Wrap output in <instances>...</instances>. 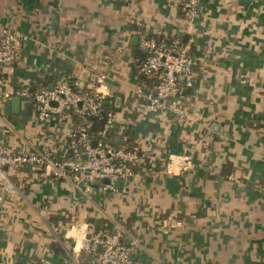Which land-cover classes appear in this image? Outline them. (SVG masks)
I'll return each instance as SVG.
<instances>
[{
  "label": "crops",
  "instance_id": "crops-1",
  "mask_svg": "<svg viewBox=\"0 0 264 264\" xmlns=\"http://www.w3.org/2000/svg\"><path fill=\"white\" fill-rule=\"evenodd\" d=\"M6 25L27 38L0 66L4 87L96 83L142 161L134 178L88 191L10 167L18 189L0 199V264H88L85 236L103 218L124 226L135 264H264V197L249 189L264 190V0H199L192 17L178 0H0V37ZM144 34L194 37L185 114L170 98L158 110L138 98ZM17 97H0V145L65 157L69 121L41 123L34 100Z\"/></svg>",
  "mask_w": 264,
  "mask_h": 264
},
{
  "label": "built area",
  "instance_id": "built-area-1",
  "mask_svg": "<svg viewBox=\"0 0 264 264\" xmlns=\"http://www.w3.org/2000/svg\"><path fill=\"white\" fill-rule=\"evenodd\" d=\"M187 17H192L199 0H178ZM27 35L6 25L2 28L0 37V66L12 63L18 54L21 39ZM194 41L191 36L179 48L178 40L169 46L158 43L155 38L144 34L141 42L145 57L140 64L145 74L159 73L154 91H145L139 85L136 92L140 99L149 102L150 107L158 110L163 106V100L171 99V107L185 114L178 94L181 85H193L195 61L187 52ZM124 44L128 39H124ZM70 76L61 75L54 82L38 87L19 88L16 90L4 87L0 79V97L10 98L13 95L32 99L37 105V119L45 123L52 118L67 119L70 123L68 135L70 147H73L78 158L58 157L37 147L24 151H10L0 145V188L2 199L4 193L14 194L18 185L10 173V167L29 165L47 176L66 179L84 191H88L94 180L109 178L104 187H114L116 179L134 178L139 172L138 165L142 154L138 147L126 149L117 147L108 138V125L113 123L115 113L109 112L108 124L100 131V137L93 140L89 134L92 125L91 118L97 114L104 100L110 95L107 90L91 83L84 86L80 81L71 82ZM52 84V87L50 86ZM73 113L81 116L76 123ZM96 141L94 145L93 142ZM86 154V156H83ZM185 162V166H187ZM170 169V168H169ZM84 183V186H81ZM58 227L55 226V230ZM85 239L87 252L90 255L88 264H135L132 258L134 247L125 241V228L118 223L113 231L94 230L87 233Z\"/></svg>",
  "mask_w": 264,
  "mask_h": 264
},
{
  "label": "trees",
  "instance_id": "trees-1",
  "mask_svg": "<svg viewBox=\"0 0 264 264\" xmlns=\"http://www.w3.org/2000/svg\"><path fill=\"white\" fill-rule=\"evenodd\" d=\"M135 28H138L137 25H134ZM148 36H151L156 39L158 43H162L166 46H169L171 43L174 42L175 39L174 37H165L164 35H157V34H147ZM188 38L184 39L181 38L179 39V48L182 47V45L187 42ZM138 56L140 57V62L138 66H134V73L137 75V78L140 82V85L144 88L145 91H154L155 87L160 80L159 73H152V74H145L141 71L140 64L144 60L145 57V52L144 50H139L138 51ZM71 82H74L75 78L74 77H69ZM51 80L50 79H45L42 85L50 84ZM119 106L116 103L115 99H110L107 97L104 102L102 103L100 111L95 114L91 120H92V125L89 128V134L93 140H97L100 137V131L108 124V118H109V112H116L118 110ZM73 119L75 120L76 123L81 121V116L79 114L73 113ZM108 138L117 147H123L126 149L130 148H136V144L133 143L132 137L128 139V143L121 144L119 142V137L116 132V129L114 127V124H109L108 125ZM67 158H78L79 155L76 153L73 147H70L69 153L65 155ZM97 230H103V231H113L115 229L114 224L112 220L108 218H103V220L100 221V224L97 226Z\"/></svg>",
  "mask_w": 264,
  "mask_h": 264
},
{
  "label": "water",
  "instance_id": "water-1",
  "mask_svg": "<svg viewBox=\"0 0 264 264\" xmlns=\"http://www.w3.org/2000/svg\"><path fill=\"white\" fill-rule=\"evenodd\" d=\"M135 38L138 39V36H135ZM52 87V84L50 85ZM17 100L20 101V97H17ZM93 144H96V141L93 142ZM83 156H86V154H83ZM107 183L109 182V178L108 177H104L102 180H94V184H99V183ZM122 182L121 178H118L115 180V184L120 185V183ZM81 186H84V183H81ZM250 190L255 191L257 194H259L260 196L264 197V190H261L260 188H253V187H249ZM2 194V190L0 188V195Z\"/></svg>",
  "mask_w": 264,
  "mask_h": 264
}]
</instances>
